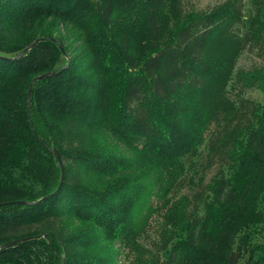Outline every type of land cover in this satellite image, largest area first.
<instances>
[{"label":"trees","instance_id":"obj_1","mask_svg":"<svg viewBox=\"0 0 264 264\" xmlns=\"http://www.w3.org/2000/svg\"><path fill=\"white\" fill-rule=\"evenodd\" d=\"M189 1L142 0L137 9L149 15L141 20L145 40L134 56L78 52L63 67L69 56L40 27L44 19L31 14L39 4L60 8L58 0H0V203L25 200L0 204V264H45V250L55 255L58 236L67 238L50 219L76 217L81 230L92 221L110 233L106 239L132 238V198L121 207L132 179L130 154L135 173L146 171L145 159L160 160L176 168V185L187 175L196 186L183 216L184 237L165 242L156 264H264V243L253 241L251 228L264 222L257 213L264 191V103L245 96L264 83V0H247L248 6L224 0L207 9L186 7ZM95 2L82 1L70 16L91 12L107 19L110 0ZM122 23L116 34L134 42ZM246 50L262 64L236 67ZM52 70L34 81L27 111L28 88L21 98L19 82ZM38 124L58 143L61 180ZM213 164L207 183L195 181L191 172ZM22 237L31 238L1 247ZM82 238L97 240L83 232Z\"/></svg>","mask_w":264,"mask_h":264},{"label":"rangeland","instance_id":"obj_2","mask_svg":"<svg viewBox=\"0 0 264 264\" xmlns=\"http://www.w3.org/2000/svg\"><path fill=\"white\" fill-rule=\"evenodd\" d=\"M65 1L66 2L63 3L58 0L60 8L54 9L55 6L53 4H45V6L39 4V6L31 8V14L40 15L44 19L40 22L42 24L40 27L44 26L46 30H48L47 33H49L51 39H55L59 45H61L63 51L69 56L63 67L69 64V59H71V57L73 58L74 54L78 52L91 53L93 51H99L101 55H105L106 57L111 56V58L115 60L117 58L120 60L122 56H127L131 53L132 56H134L135 49L145 40V32L144 28L141 26V20L145 15H149V13H147V10L140 11L137 9L143 6L142 0H110V9L107 19L99 18L96 13L87 12L86 18H90L87 21H85V14H81V12H79L77 17H72L69 13L78 11L80 5H82V1L96 3L95 1L106 2L107 0ZM223 1L224 0H190L188 5L186 3V7L194 5L197 8L207 9ZM244 4L248 6V1L245 0ZM155 7H157V4ZM157 12L160 13L159 11ZM157 12L154 17L155 20L159 19ZM4 13L5 15L3 17L6 18L11 15L9 9L4 11ZM11 18L12 17H9V19ZM73 18H79L80 23ZM123 20H125L128 25V33L135 35L134 42L127 39L125 43L124 40H122L125 37L116 34V31H122ZM84 22H88L90 25L88 29L82 26L83 24L81 23ZM12 31L14 35L17 34V30H14V28ZM90 38L99 43L94 46L88 45L89 43L86 44L84 39L87 40ZM26 42L27 41H25V43ZM29 44L27 43L23 49ZM109 45H111V48L108 49ZM261 64V58L254 53V51L246 50L238 60V66L236 67L250 69ZM26 65L27 63L23 62V66ZM38 72L39 71L30 73L27 80L19 82L22 86L20 92L21 98L24 99L26 96L25 91L32 77L39 75ZM263 88H247L245 96L264 103ZM34 100L33 94L31 99L30 93L29 104L28 102L26 104L27 111L30 110L31 101ZM26 101H28V96ZM32 121L35 123L38 121V117L33 113ZM38 131L41 137L44 138L45 144L50 146L51 149L55 147L58 151V143L52 142L47 138L40 124H38ZM132 159L133 154H130L128 159L126 158L130 164L128 168L132 170V179L128 183L129 190H126L123 196L124 203L121 205V207L125 208L132 198L134 212L130 213V220L132 219L133 223L136 222L135 230L132 226L130 227L134 230L132 232V238L128 234L123 233V238L119 240H117V238H115L116 240H114V238L106 239V235L110 237V233L106 232L101 225H97L92 221H86L87 227L81 230L79 224L83 225V223L76 217L66 218L62 221L50 219L47 222L51 223L52 226L55 224L58 229H55V232L59 235L58 231H62L60 235L67 238L58 236L60 244L56 248L58 252H56L55 255L53 253L54 251L52 252V250L49 249L45 250L43 256L45 264H156V258H160L164 253L162 250L158 249L161 248L165 242L171 243L176 238L180 237V239H182L184 237L180 234L181 226L183 227V224H185L183 222V216L187 207L189 195L192 194L193 188L196 186L187 181V175L180 184L176 185L174 182L176 168L169 169L168 167L171 166V164L169 162H161L160 160H155L156 164L154 165L152 160L145 159L144 164H146V171L143 175H140L139 172L135 173V169H133L135 167L131 166H133V163L137 162L131 161ZM214 171L215 164L206 168L202 167L198 172L191 173L195 174V181L201 179L203 183H207ZM262 196L263 199L259 202L257 201L258 210L261 212L259 211L257 213L259 216L264 217V191L259 199H261ZM60 224H62V226ZM251 228H253L255 234L253 241L264 243V222L251 225ZM82 232L86 233L87 237L92 236L97 238V240L93 243L90 241L88 242L89 238H82ZM80 239L83 242H81Z\"/></svg>","mask_w":264,"mask_h":264},{"label":"water","instance_id":"obj_3","mask_svg":"<svg viewBox=\"0 0 264 264\" xmlns=\"http://www.w3.org/2000/svg\"><path fill=\"white\" fill-rule=\"evenodd\" d=\"M36 41H37V39H35L34 41H32L26 48H24L23 50H21L19 52V54L25 52L26 49L31 48ZM58 46L63 51V49H62L61 45H59V43H58ZM53 72H54V70H52V71H45V72H43V73H41L39 75H36L35 77L32 78V80H31V82L29 84V87H28V101H27L28 104H29L30 93H31V89H32V85H33L34 81L37 80V79L45 78V77L51 75ZM52 152H53L54 157L57 160V162L59 164V167H60V170H61V174H60V180H61L62 177H63V164H62V160H61V157H60V155H59V153H58V151L56 150L55 147H52ZM11 202L24 203L25 200H13V201L10 200V201L2 202L0 204L11 203ZM37 236H39V235H37ZM29 238H31V237H22V238L12 239V240H9V241H6L5 243H3L1 245V247H6V246L14 245L17 242L25 241V240H27Z\"/></svg>","mask_w":264,"mask_h":264}]
</instances>
